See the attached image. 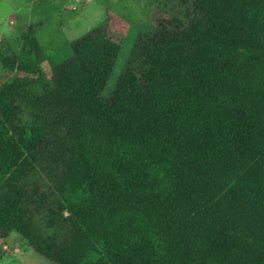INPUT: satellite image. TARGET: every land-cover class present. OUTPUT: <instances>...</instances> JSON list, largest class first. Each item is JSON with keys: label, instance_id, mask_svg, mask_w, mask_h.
Instances as JSON below:
<instances>
[{"label": "trees", "instance_id": "1", "mask_svg": "<svg viewBox=\"0 0 264 264\" xmlns=\"http://www.w3.org/2000/svg\"><path fill=\"white\" fill-rule=\"evenodd\" d=\"M108 100L119 44L0 65V237L54 264H264V0H172ZM20 74V75H19Z\"/></svg>", "mask_w": 264, "mask_h": 264}, {"label": "rangeland", "instance_id": "2", "mask_svg": "<svg viewBox=\"0 0 264 264\" xmlns=\"http://www.w3.org/2000/svg\"><path fill=\"white\" fill-rule=\"evenodd\" d=\"M171 1L0 0V42L18 51L25 26H38L36 37L45 56L41 68L50 75L54 65L71 57L74 40L107 26L111 38L119 44L111 73L100 92L101 99L108 100L123 68L129 61L138 62L140 38L154 31L155 21L166 15L165 4ZM16 75L17 72L6 71L0 65V88ZM0 264L54 262L36 253L15 232H10L0 237Z\"/></svg>", "mask_w": 264, "mask_h": 264}, {"label": "crops", "instance_id": "3", "mask_svg": "<svg viewBox=\"0 0 264 264\" xmlns=\"http://www.w3.org/2000/svg\"><path fill=\"white\" fill-rule=\"evenodd\" d=\"M30 25V24H29ZM28 26V25H27ZM27 26H25V27H27ZM22 31V30H21ZM37 34V33H36ZM16 51V50H15Z\"/></svg>", "mask_w": 264, "mask_h": 264}]
</instances>
